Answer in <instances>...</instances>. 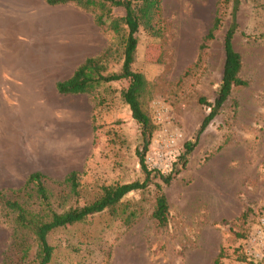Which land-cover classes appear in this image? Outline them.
I'll use <instances>...</instances> for the list:
<instances>
[{
	"label": "rangeland",
	"instance_id": "374dc122",
	"mask_svg": "<svg viewBox=\"0 0 264 264\" xmlns=\"http://www.w3.org/2000/svg\"><path fill=\"white\" fill-rule=\"evenodd\" d=\"M29 2V81L44 88L34 96L42 100L29 101V174L43 175L52 209L62 213L94 202L103 187L144 179L136 153L142 149L141 130L122 100L124 81L75 96L52 90L86 58H101L104 75L118 72L123 33H113L109 21L97 26L95 13L72 2L57 8L46 0ZM231 7V0H161L160 15L151 21L154 32L139 28L132 70L145 80L142 103L154 125L145 164L177 174L168 186L153 179L115 209L52 231L50 264H212L220 251L221 264H264V0H239L236 14L232 46L241 55L239 76L248 85L231 91L185 166L179 161L209 113L199 99L212 103L217 95ZM123 15L115 8L110 20ZM216 16L220 27L206 41ZM65 19L76 42L73 64L53 65L49 55L66 45H51L48 31L60 29ZM31 24L39 38L30 34ZM71 172L77 174V196L65 183ZM7 176L0 174L4 199L35 208L22 188L23 175ZM156 183L168 203L164 227L152 218ZM129 213L132 219L125 223ZM13 221L14 214L0 203V264H26ZM33 254L34 247L30 258Z\"/></svg>",
	"mask_w": 264,
	"mask_h": 264
},
{
	"label": "trees",
	"instance_id": "16d2710c",
	"mask_svg": "<svg viewBox=\"0 0 264 264\" xmlns=\"http://www.w3.org/2000/svg\"><path fill=\"white\" fill-rule=\"evenodd\" d=\"M228 0H221L222 4ZM74 3L84 11L95 13L94 23L103 27L108 23L109 29L115 34L123 33V62L118 72L104 75L101 65V58L90 57L80 64L73 74L64 81L56 83L55 88L59 95H82L90 94L102 84L122 82L126 87L122 91L123 102L128 106L132 119L139 125L142 137V149L137 151L139 163L144 174L141 182H133L116 186L102 188V195L94 202L82 206L70 208L62 213L52 209L50 195L43 182V175L40 172H32L28 175L24 186L29 191V196L34 200L35 208H28L17 200H5L4 194L0 192V203L12 214H14V228L16 236H19L20 260L26 264H50L53 248L48 242V235L57 228L67 227L82 222L90 216L106 210H113L121 204L122 199L128 194L136 191H143L152 183L153 179H159L161 184L168 186L173 180L177 171H171L164 175L147 167L144 160V153L149 145L150 137L154 131L149 116L145 112L142 103V96L145 92V80L140 73L132 70L134 56L137 46L136 34L140 27H148L152 32L151 21L161 12V0H46L48 6ZM231 21L225 33L224 64L221 82L217 95L212 103L204 98L199 103L209 109V113L203 119L193 142L184 145L185 153L179 157L181 167L186 164V157L192 152L197 144L199 136L204 132L211 121L217 116L219 109L229 97L234 88L246 87L248 83L239 74L242 68L241 55L234 51L232 40L237 31L238 25L236 14L239 7V0H231ZM115 8H121L124 15L117 19H111L110 15ZM221 24V18H214L211 29L205 37L206 41L214 39V32ZM71 194L78 195L79 183L77 174L71 172L65 179ZM156 183V200L152 212V218L159 227H164L168 222V203L162 191V185ZM124 209V208H123ZM122 213H125L123 210ZM133 215L125 218V223L132 219ZM29 239V243L27 241ZM32 243V244H30ZM34 247V254L30 258V251ZM224 254L218 253L212 264H221Z\"/></svg>",
	"mask_w": 264,
	"mask_h": 264
},
{
	"label": "crops",
	"instance_id": "0c3cea01",
	"mask_svg": "<svg viewBox=\"0 0 264 264\" xmlns=\"http://www.w3.org/2000/svg\"><path fill=\"white\" fill-rule=\"evenodd\" d=\"M29 4L33 3L29 0H0V174L5 177L11 175L15 179L20 175L27 179L29 175V101L42 100L34 96L44 91L41 85L29 81L32 53L29 52V20L33 19H29ZM62 22L65 24L60 29L54 27L48 31L51 45L60 42L66 45L61 53L56 51L49 55L48 60L53 65L64 61L73 64L72 56L76 52L74 36L67 30L68 19ZM30 29L34 37L41 36L32 24ZM53 65L49 69H54ZM76 68L72 69L70 76ZM56 83L52 90L58 94Z\"/></svg>",
	"mask_w": 264,
	"mask_h": 264
}]
</instances>
